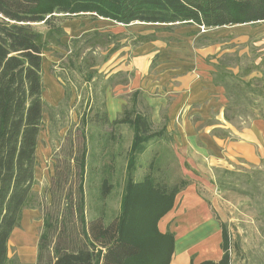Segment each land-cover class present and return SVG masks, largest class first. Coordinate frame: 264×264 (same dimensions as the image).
I'll return each mask as SVG.
<instances>
[{
  "label": "trees",
  "instance_id": "16d2710c",
  "mask_svg": "<svg viewBox=\"0 0 264 264\" xmlns=\"http://www.w3.org/2000/svg\"><path fill=\"white\" fill-rule=\"evenodd\" d=\"M84 14L125 25L192 23L217 28L264 21V0H0V264H21L9 256V241L21 226L24 211L37 205L43 207V226L36 264H170L175 237L170 231L162 233L158 224L188 181L169 185L151 175L134 181L135 153L143 149L145 140L164 133L154 131L150 116L134 107L112 122L104 102L94 105L90 119V114L84 113L81 149L74 150L71 143L68 154L55 153V172L47 189L50 202H35L37 149L46 107L44 54L51 44H62L66 36L59 17ZM38 25H44L45 30ZM95 65L85 62L76 70L84 67L87 72ZM96 76L94 69L87 83L93 81L96 86ZM69 94L66 92L67 99ZM93 121L100 127L130 123L135 128L120 212L110 222L103 205L96 206L97 214L87 218L85 129ZM215 172L216 184L221 188L229 185L225 179L229 170L215 168ZM247 175V183H253L252 175ZM108 187L105 180L101 200ZM200 264H228L227 255L224 252L219 261Z\"/></svg>",
  "mask_w": 264,
  "mask_h": 264
},
{
  "label": "crops",
  "instance_id": "0c3cea01",
  "mask_svg": "<svg viewBox=\"0 0 264 264\" xmlns=\"http://www.w3.org/2000/svg\"><path fill=\"white\" fill-rule=\"evenodd\" d=\"M258 23L264 21L249 26H223L240 27H235L238 32L231 39L225 37L227 29L221 38L219 35L222 32L217 34L215 30H209L204 33L200 25L192 23L152 24L157 25L154 30H143V25L150 23H119L124 27L140 24L142 28L132 36L123 33L119 41L116 35L122 32L104 31L115 36L106 42L110 51L121 42L107 61L94 66L97 85L105 96L110 121L134 107L137 112L150 116L154 131L164 130L162 135L145 140L143 149L135 153L136 163L132 170L134 181L144 179L136 180L134 176L140 166L138 155H145L149 141L151 144L167 145L171 158L177 161L200 160L210 161V165H220L226 158L243 157L259 163L260 156H264V120L254 118L249 125L237 129L228 116L231 101L227 83H230V78L250 85L253 81H263L264 60L258 58L244 64L239 58L233 65L225 60L228 53L236 51L228 47L229 43H246L251 36L259 33L258 26L255 27ZM64 28L68 36L70 26ZM242 53L240 51L239 56ZM99 66H103V70L107 68L101 71ZM59 86L62 95L64 90L62 92ZM101 128H107L110 134L107 139L97 141L95 152L100 158L95 168L97 172H116L117 152L120 153L121 148L125 147L124 163L120 164L122 172H125L123 194L135 128L130 123L108 124ZM89 144L87 138L85 172L90 171ZM156 156H162L161 151H157ZM105 180L101 183L100 197ZM108 186L104 200L113 188L112 184L108 183ZM158 226L162 233L170 231L175 237L170 264H200L206 260L216 262L224 253L222 226L215 220L210 203L197 192L195 183L188 182L176 195L173 208L160 219ZM211 235L214 236L213 253L206 256Z\"/></svg>",
  "mask_w": 264,
  "mask_h": 264
},
{
  "label": "rangeland",
  "instance_id": "374dc122",
  "mask_svg": "<svg viewBox=\"0 0 264 264\" xmlns=\"http://www.w3.org/2000/svg\"><path fill=\"white\" fill-rule=\"evenodd\" d=\"M59 21L63 26L69 25L70 28L68 29V36L62 38V44H51L50 49L44 54L43 84L46 107L44 126L37 149V182L34 186V199L35 202L39 203L41 201L50 202L51 199L47 189L55 172V153L68 154L72 148L71 143L74 145V150L76 147L80 150L83 141L81 117L84 113L85 115L90 114L88 115L90 119L92 112H94V105L105 103V96L100 91V86L97 84L95 86L93 81L87 83L88 76L94 70V67H88L87 72H85L84 67L81 71H77L76 68L85 62L91 65L97 64L109 57L111 52L106 43L101 45L99 41L113 40L114 37H111L112 39L109 37L114 35L107 34L104 31L122 32L116 35L118 41L123 33L126 36H132L142 31L140 24L124 27L114 21L90 14L62 16L59 17ZM59 21L57 22L60 23ZM143 26L145 28L143 30L157 28V25L152 24ZM238 26L235 27L240 28ZM244 26H249V24ZM235 27H207V29L200 27V30L201 32L204 30V33L209 30H215L217 34L222 32L219 35L222 36L221 38L226 32L225 37L228 36L227 38L231 39L238 32ZM255 27L258 28L257 32L259 33L251 36L246 43L239 44L235 41L229 43L228 47L236 51L228 53V57L225 59L228 63L233 65L239 58H242L244 64L258 58L264 60V23L255 24ZM38 28L43 31L46 27L38 25ZM226 29L228 31L224 32ZM97 33H101L102 36L98 37ZM86 39L88 41L83 43V40ZM76 40H80V43H77ZM120 43H118L119 46ZM240 51H243V53L239 56ZM102 68L103 66L101 71H104L107 67L104 70ZM97 79L96 77V82ZM229 81L230 83L227 84L229 85L231 101L228 112L229 119H232H230V122L237 129H242L244 126L249 125L254 118L264 120V80L253 81L251 85L237 82L231 78ZM58 84H60L59 87H62V92L64 90L62 95L59 93L61 88H58ZM67 86L71 88L70 91ZM66 92H70L68 99L66 98ZM92 104L90 112H87ZM86 127L88 129L83 128L86 133L85 137L90 142L89 149L91 150L89 158L90 171L87 172L85 183L87 218L91 219L97 214L96 206L101 207L103 205L106 221L110 222L120 212V202L125 182V172H122L120 164L123 165L124 163L122 159H125L126 150L125 147L124 149L122 147L121 152H117L116 172H97L95 166L98 165L100 156L96 155L95 149H97L98 140L107 139L110 131H107V128L102 130L94 121ZM117 131L116 129L115 132ZM151 143V141L146 143L148 150L143 157L138 155L140 166L139 171L135 172V179L141 180L146 175H151L157 181L169 185H174L183 179L195 183L197 192L210 203L215 220L222 226L224 234L223 250L227 255L228 264H264V156H260L259 163L248 161L243 157H236L226 158L220 165H210V161H177L173 157V159L171 158V151L167 145ZM157 151H161L163 157H157ZM215 168H225L231 172V174L225 176L229 184L225 188H221L215 183ZM247 174L252 175L251 180L254 181L253 183H247ZM103 179L113 185L105 200H101L100 197ZM42 226V205L26 210L21 226L14 230L10 238L9 256L18 260L21 264H36L37 244ZM24 234L34 245L31 255H25L20 247V239Z\"/></svg>",
  "mask_w": 264,
  "mask_h": 264
},
{
  "label": "bare ground",
  "instance_id": "6f19581e",
  "mask_svg": "<svg viewBox=\"0 0 264 264\" xmlns=\"http://www.w3.org/2000/svg\"><path fill=\"white\" fill-rule=\"evenodd\" d=\"M27 234V233H26ZM26 234H24L23 236H21V239H20V247L22 248V251L28 255H31V253L33 252L34 250V245L32 244L31 240L30 239H27L26 237ZM213 235L210 236V240H209V248H207V251L208 253L206 254V251L204 254H206V256L209 254V253H213ZM184 238H182V243L184 242L183 241Z\"/></svg>",
  "mask_w": 264,
  "mask_h": 264
},
{
  "label": "built area",
  "instance_id": "2783aa9c",
  "mask_svg": "<svg viewBox=\"0 0 264 264\" xmlns=\"http://www.w3.org/2000/svg\"><path fill=\"white\" fill-rule=\"evenodd\" d=\"M201 27H202V29H207V27L205 25H201Z\"/></svg>",
  "mask_w": 264,
  "mask_h": 264
}]
</instances>
